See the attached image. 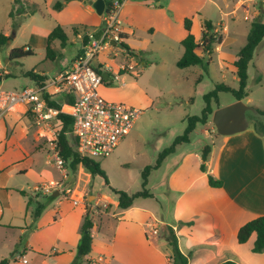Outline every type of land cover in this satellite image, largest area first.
<instances>
[{
    "label": "rangeland",
    "instance_id": "1",
    "mask_svg": "<svg viewBox=\"0 0 264 264\" xmlns=\"http://www.w3.org/2000/svg\"><path fill=\"white\" fill-rule=\"evenodd\" d=\"M18 1L19 10L13 8L12 0H0V33L7 32L11 37L8 44L0 47V63L9 70L10 74L7 76L3 72L0 73L2 76L0 87L6 90L21 89L25 84L32 86L34 84L32 78L25 76L29 71L35 70L37 73L46 71L52 77L60 69V66L70 65L80 46L72 29L74 27L91 28L100 19V15L95 10L88 11L89 4L84 3L83 0ZM58 1L63 4L59 10L54 8V4ZM228 1H233L229 8L225 7L223 0L125 1L119 19L122 27L133 30V34L130 36L133 40L131 45L140 48L143 59L132 58L129 55L132 59L128 61L139 63L136 67L138 68L137 74L123 73L119 82L114 81L109 87L115 94L127 93L132 100L125 99L119 102L137 107L142 112L130 134L122 141L123 143L121 142L122 144L120 143L121 145L119 144L109 157L97 159L106 172L108 183L105 178L94 175L89 185L91 196L97 198L111 196L117 202L118 195L114 190H121L129 195L142 191L143 169L147 165L153 164L158 153L171 145L173 140L184 132L187 117L201 114L205 106L203 95L211 91L218 83L234 85L231 74H228L225 81L222 79L224 69L220 66V62L225 66L227 63L221 60L217 53L210 59V66L206 67L207 71L200 65L184 69L176 66V62L184 53L181 41L187 35L184 28L186 18L191 19L194 24L197 22L202 26L205 20L222 24V27L226 28L225 33L222 28L216 32L222 41L224 40V50L233 51H238L245 46L253 21L260 19L264 22V0H255L256 4H253L251 10L248 5L253 1ZM228 11H231V15L225 16L224 13ZM33 13L35 14L32 17ZM246 15L249 16L248 20H244ZM56 26H61L66 33L71 35V46L68 45L64 48L63 55L52 61L46 59V37ZM55 46L56 50H61L59 42H56ZM21 47H30L35 54L10 61L11 50ZM106 53L110 54V58L116 63H126L123 56ZM10 63H12V67L8 66ZM111 70H114V67H111ZM248 75L249 98L258 105L259 109H264V42L260 44L254 55ZM259 78H261L260 82H258ZM133 81H137L136 87L126 85ZM235 101L231 93L223 92L219 94V102H213L212 106L215 111ZM212 117L209 125L199 124L197 126L191 136L193 146L203 148L219 137L212 123ZM247 117L248 121L257 118L252 111L247 112ZM262 120L264 121V117ZM34 154L36 156L31 159L15 163L7 169L8 176L12 175L8 179V187L17 189L24 187L23 189L26 191H33L34 180L38 177L41 169L49 170L55 179L60 177L54 169L45 164L47 154L45 150L36 151ZM22 169L29 170L28 175L18 176ZM163 171L164 168L157 172L153 171L146 187L159 200L165 190L161 185ZM1 190L3 189L0 188ZM10 190L7 188L3 192L4 194L10 192L9 198L13 202V210L21 207V212L11 220L10 217L14 216L12 215L14 211L5 209L7 218L0 222V260L9 258L12 263H15L19 261L14 258L18 252L23 255L22 260L26 259L28 264H32L31 258L34 253L31 247L40 234L38 233L34 237H30V235L38 224L34 223L29 213L26 215L24 196ZM94 200V198L89 199L86 196L84 202L88 206L93 205ZM43 201L46 202V208L38 220L39 226L44 228L48 226L49 222L59 220L62 216L67 217L66 220H74L76 212L83 208V205L74 206L73 202L63 195L49 200L43 198ZM103 201L99 205L91 207V215L93 214V216L90 215L91 219L101 220L103 217V220H112L110 216L105 215L109 211L116 210V206L107 204L105 207ZM148 202L156 207L155 201ZM96 223L98 222L96 221ZM26 247L28 250H25ZM53 249H57V246L49 247L43 252V255H51Z\"/></svg>",
    "mask_w": 264,
    "mask_h": 264
},
{
    "label": "crops",
    "instance_id": "2",
    "mask_svg": "<svg viewBox=\"0 0 264 264\" xmlns=\"http://www.w3.org/2000/svg\"><path fill=\"white\" fill-rule=\"evenodd\" d=\"M39 1L34 0V2ZM105 1L110 3L112 0ZM223 1L226 8L233 4V1ZM248 1H253L248 5L250 7L249 10H251L256 2L255 0ZM12 2L13 8L19 10V1L12 0ZM87 7L90 12L95 10L90 4ZM34 14H32V17ZM224 15L230 16L231 11L225 12ZM103 24L104 15L100 16V19L91 28L76 27L78 28V34L75 36L80 46L74 54L71 63L82 49V43L78 35L81 32L97 33L102 29ZM213 24L216 27L215 31H219L222 28L225 33L226 28L222 27V24L214 22ZM203 30L204 25L192 22V33L197 40L200 39ZM66 34L70 39L69 46H71V35ZM123 34L125 36L124 43L130 47L131 52L139 56L137 58L142 60L143 55L140 48L136 45H131L133 40H131L130 36L133 34V30L123 27ZM5 35L9 36L7 32H5ZM56 42L59 41H55L52 44L53 47H56ZM262 42H264V39ZM224 46L223 40L221 44L214 47L210 58L212 59L217 53L218 57L227 63L228 66H225L221 65L220 62V66L224 69L222 79L225 81L228 74H231L234 85H228L232 88H238L239 79L236 75L234 62L240 50H224ZM124 49L120 51L118 56L121 55L125 58ZM63 51L64 48H61V56L64 53ZM197 52L199 55H203L202 51L198 50ZM131 57L135 58L134 56ZM131 57H128V60H131ZM0 65L3 64L0 63ZM94 65L104 72V69L111 70V67H114V70L111 71H116L122 64L116 63L110 58V54L102 52ZM108 65H110V68ZM8 66L12 67V63L8 64ZM68 66H60V69L52 77L46 71L37 73L34 70V72L46 77L45 84H50L51 80ZM133 72L134 75L137 74L136 70ZM4 73L6 75L9 74V70L4 69ZM33 82L32 86L25 84L24 87H34L39 84L35 80ZM112 83L110 81V83L101 88V93L104 97L116 101L132 100L127 93H113V89L109 87ZM126 85L136 87L137 81ZM249 96L250 93L243 101L258 108V105L254 104ZM57 97L60 98L58 99ZM54 101L64 109L69 106L70 103L68 102H72L71 98L65 94L55 95ZM254 114L258 119H263V116L258 115L256 111ZM207 125L209 123L203 126ZM41 133L35 124L32 112L28 111L25 105H18L5 118L0 119V188L3 190L10 188L19 194V191H26L23 189L24 187L17 189L16 187L7 186L8 179L12 176H8L7 169L15 163H22L36 156L34 154L36 151L45 150L48 153L50 145L47 139L40 135ZM210 145L211 154L206 163V171L201 169L202 147L193 146L192 138L189 143L179 145L176 151L169 155L158 169L153 170L157 172L164 168L162 182H160L165 190L161 200L150 191L154 196L153 198H137L128 209H121L118 206L119 201L115 202L111 196H103L104 199L91 196L89 185L94 175L89 173L83 166H79L74 174L67 168L61 172L47 164L46 154L45 164L58 173L60 177L57 179H61L66 175L69 183L78 188L76 190V198H83V203L74 206L83 205V208L76 212L74 220H66L65 218L67 217L62 216L59 220L49 222L46 228L39 226V220L36 221L38 226L30 237H34L38 233L40 236L35 239L31 247L34 253L31 263L72 264L77 255L84 216L87 211L91 210V207L96 206L97 201L104 200V203L114 204L116 210L113 212L109 211L105 215L110 216L112 220H103V217L101 220L92 218L94 222L92 251L81 260V264H173L172 249L168 241L160 235V232L167 227H171L176 234L181 252L188 257V264H219L227 260H233L240 264H264V251L261 253L252 251L256 239L255 234L243 244L239 243L237 238L238 231L244 224L264 215V136L259 134L254 129L252 121H249V126L246 130L227 136L219 135ZM28 173L29 170L22 169L19 171L18 176H26ZM209 175L215 179L222 180V187L210 186ZM51 179L55 178L52 177L50 171L41 169L38 177L34 180V189L38 184ZM34 189L26 192L35 194ZM3 190L0 191V222L7 218L5 209L14 211L12 214L14 216L10 217L11 220L21 212V207L13 210V202L9 198L10 192L4 194ZM43 196L47 195H41L39 199L42 202H44L43 198H46ZM57 196H60V194ZM57 196L52 195V198ZM86 196L89 199H95L93 205L87 206L85 204ZM24 198L26 215L29 213L32 217V208L27 209V197L24 196ZM150 200L155 201L156 207L151 202H148ZM9 227L11 228V226ZM154 228H157V234H151ZM52 246H57V249H53L54 251L49 256L43 255V252ZM25 250H28L27 247ZM22 256L21 253L16 252L14 258L19 261L15 263L10 261V264H28L27 261L24 262L26 259L22 260Z\"/></svg>",
    "mask_w": 264,
    "mask_h": 264
},
{
    "label": "built area",
    "instance_id": "3",
    "mask_svg": "<svg viewBox=\"0 0 264 264\" xmlns=\"http://www.w3.org/2000/svg\"><path fill=\"white\" fill-rule=\"evenodd\" d=\"M125 1L127 0H112L108 6L106 5L102 33L98 39L95 38L96 32H81L78 35L83 53L80 51L74 61L61 70L50 84H37L34 87L15 90L0 87V119L5 118L18 105L27 106L28 111L34 116L35 124L42 132L40 135L46 138L50 145L47 164L61 172L66 166L58 143L59 114L69 115L73 119L71 137L76 151L82 157L94 160L109 157L130 134L141 115L142 110L139 108L109 100L101 93V88L110 81H119L123 73L137 70L138 62H128L129 51L123 50L126 63L118 70L104 69V72L109 74L108 80L103 78V70L94 65L102 52L118 56L123 49L121 45L124 42L123 27L119 15ZM248 19L249 16L246 15L245 20ZM199 50L202 51L201 48ZM0 66L4 68L3 65ZM108 67L110 68V65ZM57 94H65L71 98L72 102H68L70 104L66 109L50 104ZM77 189L69 183L65 175L61 179L43 182L34 190L41 195H53L54 192H58L74 205H78L83 203V198H76ZM100 203L101 201H97L96 205ZM103 205L106 207L107 203ZM157 233V228H154L151 234Z\"/></svg>",
    "mask_w": 264,
    "mask_h": 264
},
{
    "label": "trees",
    "instance_id": "4",
    "mask_svg": "<svg viewBox=\"0 0 264 264\" xmlns=\"http://www.w3.org/2000/svg\"><path fill=\"white\" fill-rule=\"evenodd\" d=\"M107 6L110 4L109 1H106ZM63 4L61 2H56L54 4L55 9H61ZM184 28L187 32L186 37L181 41V44L184 48V53L182 57L176 62L178 68L184 69L188 67L200 65L205 71L206 67L209 65L210 54L213 52L214 46H217L222 43V38L218 36L215 31V25L211 20L204 21V30L202 31L201 37L199 40L196 39L195 35L192 33V20L186 18L184 20ZM73 33L78 34V28H73ZM123 37L124 34H123ZM264 39V22L260 19H256L252 22V27L248 35L247 43L243 46L237 56V59L234 62L236 68V75L239 79L238 88H232L226 83H218L214 88L203 95L205 106L202 109L200 115H192L187 117V125L184 132L181 135H178L171 145L164 148L157 155L156 161L153 164L147 165L142 171V186L143 190L132 195L121 191L114 190L116 195H118V206L121 209H128L133 205V202L137 198H153V194L146 188L149 183V176L153 170L158 169L163 161L171 154L176 151V148L179 145L187 144L190 142L191 134L196 130L197 125H206L209 123L211 116L214 113L212 106L213 102H219V94L223 92L231 93L236 101L244 100L248 97L249 93L247 90L248 87V70L257 47L260 45ZM11 40L10 36L5 34H0V47H4ZM69 37L61 26H56L46 38V59L56 60L58 56L61 55V50H56L52 44L55 41H59L61 48H65L69 45ZM202 42L200 45L199 42ZM123 48L129 51L130 56L137 57L134 52H131L129 46L124 42L121 44ZM202 49L203 55L198 54V50ZM34 51L30 47H21L14 48L9 54L10 61L22 59L34 55ZM139 57V56H138ZM208 58V59H207ZM207 60V61H206ZM4 75H6L3 72ZM9 74H7L8 76ZM25 76L32 78L33 80L39 82L40 85L45 84L47 80L46 77L41 76L34 72V70L29 71ZM0 76V81H1ZM259 78L258 82H260ZM200 81L199 79L197 80ZM52 106L61 108L56 101H50ZM258 115L264 117V110H261L257 107H254ZM59 150L60 154L64 158L65 166L75 173L79 166H83L89 173L92 175H99L105 178L108 183V178L105 170L102 168V165L99 161L82 157L75 149L71 132L73 127V119L71 116L66 114H59ZM252 124L254 129L261 135L264 136V121L258 118L252 119ZM211 154V145H205L202 148V163L201 169L206 171V163ZM208 181L212 187H222L223 181L215 179L213 176L209 175ZM21 195L27 197V209L32 208V218L34 223L39 219L44 209L46 208V203L42 202L39 198L41 197L40 193L28 194L26 191H19ZM46 198H52V195L43 196ZM92 209L87 211L84 216V221L81 227V239L77 247V255L72 264H81V260L90 254L92 251V229L94 222L92 221L91 215ZM255 234L256 239L252 248V251L255 253H261L264 251V215L250 220L244 224L238 231L237 238L239 243H246L249 238ZM161 237L165 238L168 241L169 246L172 249V261L173 264H188V257L184 255L178 245V239L171 227H167L165 230L160 232ZM10 259L5 258L0 261V264H10ZM219 264H240L233 260H227L220 262Z\"/></svg>",
    "mask_w": 264,
    "mask_h": 264
},
{
    "label": "water",
    "instance_id": "5",
    "mask_svg": "<svg viewBox=\"0 0 264 264\" xmlns=\"http://www.w3.org/2000/svg\"><path fill=\"white\" fill-rule=\"evenodd\" d=\"M93 6L98 15H104L106 8L105 0H84ZM102 31H98L95 38L98 39ZM113 44H115L113 42ZM84 50H81L83 53ZM4 72V68L0 66V73ZM107 72H102V76L105 80L109 79ZM255 112V108L246 104L243 100L235 101L224 107L216 109L213 113L212 123L216 128V131L221 136H227L236 134L246 130L249 126L247 112ZM58 192H54L53 196H57Z\"/></svg>",
    "mask_w": 264,
    "mask_h": 264
}]
</instances>
